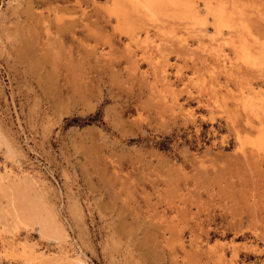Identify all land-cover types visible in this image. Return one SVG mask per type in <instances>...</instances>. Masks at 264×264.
I'll use <instances>...</instances> for the list:
<instances>
[{
  "label": "rangeland",
  "instance_id": "obj_1",
  "mask_svg": "<svg viewBox=\"0 0 264 264\" xmlns=\"http://www.w3.org/2000/svg\"><path fill=\"white\" fill-rule=\"evenodd\" d=\"M187 1L196 17L166 3L148 15L0 0V132L14 151L0 146V182L27 180L67 232L14 228L0 194V264H264V162L234 125L264 89V67L239 49L258 55L240 25L264 42V0Z\"/></svg>",
  "mask_w": 264,
  "mask_h": 264
},
{
  "label": "bare ground",
  "instance_id": "obj_2",
  "mask_svg": "<svg viewBox=\"0 0 264 264\" xmlns=\"http://www.w3.org/2000/svg\"><path fill=\"white\" fill-rule=\"evenodd\" d=\"M112 2L113 8H115L118 12L120 11L122 6H125V3L131 6L135 10V12H139L140 10L142 13H146L148 15L154 14L156 6L160 3H166L164 5H170L171 7H178L180 6L182 10L189 12L193 16H195V11L193 6H191L187 0H110ZM206 2V1H204ZM231 2V1H230ZM208 3V2H207ZM211 3V2H210ZM209 4V3H208ZM212 4V3H211ZM127 5V7H128ZM163 6V5H162ZM212 6V5H211ZM96 7V6H95ZM111 7V6H110ZM165 7V6H164ZM172 7V8H173ZM210 7V6H209ZM225 7V6H224ZM136 8V9H135ZM139 8V10L137 9ZM215 8V7H214ZM221 8V7H218ZM233 8V6H232ZM231 8V9H232ZM238 8V7H237ZM110 9V8H109ZM112 9V8H111ZM159 9V8H158ZM179 9V8H177ZM138 10V11H136ZM163 10V9H160ZM223 9H217L214 11V16L212 14L213 19L217 22V24L223 23ZM234 10V9H233ZM113 12L112 10H110ZM115 11V10H114ZM140 11V12H141ZM170 11L171 8H170ZM210 11V10H209ZM104 12V11H103ZM113 12L111 15L112 17H118L119 13ZM213 12V11H212ZM231 13V12H230ZM111 14V13H110ZM116 14V15H115ZM105 15V14H104ZM103 15V17H104ZM108 16V14H106ZM121 15V14H120ZM129 15V14H128ZM133 15V14H132ZM174 15V14H173ZM125 16V15H124ZM109 17V16H108ZM114 17V18H115ZM134 17V16H133ZM139 17V16H138ZM172 17V16H171ZM192 17V16H191ZM196 17V16H195ZM137 18V17H136ZM168 18V17H167ZM178 18V17H177ZM198 18V17H197ZM107 23H109V20H107V17L104 18ZM117 20L119 18H116ZM133 19V18H132ZM141 19V18H140ZM190 19V18H189ZM111 20V19H110ZM139 19H137L138 21ZM163 20V19H162ZM180 20V19H179ZM198 20V19H197ZM115 21V20H114ZM120 21V20H119ZM142 21V20H141ZM118 22V21H117ZM125 22V21H124ZM130 22V21H129ZM140 22V21H139ZM144 22V21H143ZM170 22V21H169ZM177 22V21H176ZM180 22V21H179ZM131 23V22H130ZM149 23V22H148ZM172 23V22H171ZM184 23V22H183ZM230 23V22H229ZM229 23L227 25H229ZM239 23V22H238ZM241 23V22H240ZM252 23V22H251ZM141 24V23H140ZM173 24V23H172ZM178 24V23H176ZM180 24V23H179ZM232 24V23H231ZM133 25V24H131ZM138 25V24H137ZM136 25V26H137ZM148 25V24H147ZM181 25H183L181 23ZM226 25V26H227ZM235 25V24H234ZM135 26V25H133ZM132 26V27H133ZM140 28V26H138ZM142 27V25H141ZM203 27V26H202ZM240 27L243 29V31L246 32L247 35H249L252 38L253 43L256 45H259L260 51L258 52V55H254L250 49L248 43L243 38V43L240 46V53H241V60L245 64H250L251 68L253 66L263 68L264 67V42L260 40L261 37H258L257 34L254 32V30L250 29V25L246 24V22H242ZM231 29L230 27H228ZM131 29V28H130ZM172 29V28H171ZM140 30V29H139ZM146 30V29H145ZM190 30V29H189ZM203 30V29H202ZM201 30V31H202ZM133 31V30H132ZM184 31V30H183ZM233 32L232 30H230ZM243 31L238 32L241 34ZM164 30L162 31V33ZM219 32V31H218ZM123 34V33H122ZM138 34V33H137ZM159 33H157L158 35ZM166 34V33H165ZM186 34V33H185ZM230 34V33H229ZM245 34V36H246ZM131 35V34H130ZM228 35V34H227ZM232 35V34H231ZM160 36V35H159ZM168 36V35H167ZM248 36V38H249ZM131 37V36H130ZM143 37V36H142ZM149 37V36H148ZM164 37V36H163ZM240 37V36H239ZM243 37V36H242ZM145 37H143L144 40ZM201 38V37H200ZM204 38V37H203ZM221 38V36H220ZM131 39V38H129ZM142 38H140L141 40ZM158 39V38H157ZM247 39V36L246 38ZM264 40V39H263ZM165 41V39H164ZM196 41V40H195ZM215 41V40H214ZM217 41V40H216ZM136 42V41H135ZM174 42V41H173ZM204 42V41H203ZM251 42V40H250ZM133 43V42H132ZM162 43V42H161ZM211 44V42H209ZM247 43V44H246ZM252 43V44H253ZM125 44V43H124ZM145 44V43H144ZM157 44V43H156ZM209 44V45H210ZM137 45V43H136ZM176 45V44H175ZM174 45V46H175ZM124 46V45H123ZM188 46V45H187ZM201 46V44H200ZM220 46V45H219ZM249 46V47H248ZM139 47V46H138ZM168 47V46H167ZM190 47V46H189ZM257 47V46H255ZM134 48V47H133ZM223 48V47H222ZM162 49V48H160ZM183 49V48H182ZM191 49V47H190ZM193 49V48H192ZM125 50V49H124ZM165 50V49H164ZM163 51V50H162ZM184 51V49H183ZM187 51V50H186ZM185 51V52H186ZM159 53V51H156ZM125 53V51H124ZM129 53V52H128ZM149 54V53H147ZM160 54V53H159ZM168 54V53H167ZM186 54V53H185ZM165 55V54H164ZM138 56V55H137ZM144 56V55H143ZM142 56V57H143ZM184 56V55H183ZM138 58V57H137ZM240 60V61H241ZM141 61V60H140ZM148 61V60H147ZM239 61V60H238ZM153 62V61H152ZM194 62V61H193ZM154 63V62H153ZM175 63V62H174ZM220 63V62H219ZM243 63V64H244ZM163 64V63H162ZM156 66V65H155ZM154 66V67H155ZM242 66V65H241ZM147 67V66H146ZM153 67V68H154ZM165 67V66H164ZM235 67V66H234ZM243 67V66H242ZM246 68V67H245ZM249 68V67H248ZM247 68V69H248ZM258 68V69H259ZM136 69V68H135ZM161 69V68H160ZM163 69V68H162ZM203 69V68H202ZM222 69V67H221ZM254 69V68H253ZM155 70V69H154ZM158 70V69H157ZM246 70V69H245ZM255 70V69H254ZM162 71V70H160ZM244 71V70H243ZM247 73H251L250 71L246 70ZM155 72V71H154ZM157 72V71H156ZM165 73V72H164ZM223 73V72H222ZM192 74V73H191ZM240 74V73H239ZM208 75V74H207ZM212 75V74H211ZM242 75V73L240 74ZM239 75V77H240ZM254 75V74H251ZM256 76V75H255ZM163 77V75H162ZM202 77V76H201ZM209 77V76H208ZM242 77V76H241ZM240 77V78H241ZM209 79V78H208ZM238 79V78H237ZM251 79V78H250ZM244 80V79H243ZM246 80V79H245ZM242 81V80H241ZM165 84V83H164ZM242 84V83H241ZM247 85V84H246ZM237 86V85H236ZM203 88V87H202ZM250 88V87H249ZM248 88V89H249ZM260 88V87H259ZM251 90V89H250ZM234 92V91H233ZM225 94V93H224ZM228 95V94H226ZM252 95V96H251ZM251 97H248L244 100V109L248 112L249 115L252 116V118L248 119H241L242 123L239 122V120L236 121L235 119V130L238 138L241 137L242 134L248 135L245 136L247 140L251 143V148L253 147L254 152L252 154L250 150V157L252 156V159H254L255 163L258 165H262L264 162V89L263 90H256L252 89V93L250 94ZM200 97V96H199ZM227 97V96H226ZM183 102V101H182ZM173 105V104H172ZM177 106V105H176ZM182 111V110H181ZM244 114V113H243ZM191 116V115H190ZM245 118V117H244ZM2 127V126H1ZM3 130V129H2ZM249 132V133H248ZM12 140V139H11ZM3 145L6 149V152L8 155H11L14 153L13 149L8 144L7 140L4 138V136L0 132V146ZM248 149H245L246 151ZM249 151V150H248ZM244 156V155H243ZM246 156V155H245ZM3 178V177H2ZM39 180V179H38ZM37 180V181H38ZM26 182H28L26 180ZM26 182L24 180H14L12 182H0V194H3L7 198V204L5 205L4 212L6 215L10 216L11 224L14 228H29L33 225L37 226L38 232L41 237L44 238H51L55 242H62L66 239V233L65 230L62 228V226L58 222V218H56V214L52 209L46 208L44 203L42 204L39 200H36V202L30 201L26 196ZM36 183V182H35ZM42 191V190H41ZM75 215V214H74ZM76 216V215H75ZM58 219V220H57ZM68 240V239H67ZM20 255L23 257L28 258L31 262L38 261L40 257H37L32 250L30 249H22L20 252ZM40 260H43L45 264H84L83 261L80 259H71L67 257L66 255H61V257H45Z\"/></svg>",
  "mask_w": 264,
  "mask_h": 264
}]
</instances>
